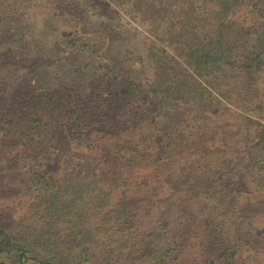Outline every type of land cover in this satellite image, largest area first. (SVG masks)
<instances>
[{
	"label": "trees",
	"instance_id": "trees-1",
	"mask_svg": "<svg viewBox=\"0 0 264 264\" xmlns=\"http://www.w3.org/2000/svg\"><path fill=\"white\" fill-rule=\"evenodd\" d=\"M37 6L66 24L61 42L45 45L27 25ZM125 9L146 24L136 58L115 52L129 40ZM234 107L254 114L229 124ZM246 158L264 163V0H0V165L24 169L42 197L11 196L23 212L14 225L0 218V264L12 250L19 264L95 256L94 236H62L71 197L120 232L105 264H177L174 244L189 241V222L205 224L210 199L228 209L230 229L244 221L249 191L233 188L243 177L231 167ZM172 211L186 218L181 231ZM156 213L166 228L149 239L142 229ZM230 247L233 264H249L254 245Z\"/></svg>",
	"mask_w": 264,
	"mask_h": 264
},
{
	"label": "rangeland",
	"instance_id": "rangeland-1",
	"mask_svg": "<svg viewBox=\"0 0 264 264\" xmlns=\"http://www.w3.org/2000/svg\"><path fill=\"white\" fill-rule=\"evenodd\" d=\"M46 11L47 10H45L44 7L40 6L30 9L28 12H30V16H32L33 24L27 25L31 29L35 31H41L42 34L45 35L43 37L44 39L41 40L45 45L50 42L57 44L62 40L61 37L59 38L56 35L57 29L63 28L66 24H56V18L52 20L48 18ZM89 15H91V13H89ZM117 16L120 18V22L123 25L122 31L124 34L126 32L127 38L129 40H122L118 42L115 52L117 54L123 55L125 50L129 48L132 52H129L125 58H136L139 53H142L141 43L147 35L143 29L146 24H140L137 17H135V12H131L128 9L122 10ZM91 19L94 21L96 17L93 16ZM84 25L91 27L92 31H97L99 27V24L95 23ZM63 39L66 40V38ZM13 56L17 58L25 57L24 55L16 53V51H14ZM53 58L55 61V55L50 57L49 63H52ZM77 65L78 63L74 64L73 62L68 65V67L74 68ZM51 70L52 67H50L47 71ZM129 70H131V68ZM134 70H137L136 67ZM147 70V76H153V68L150 67ZM232 112L235 114L229 121V124L232 125L238 123L237 116H247L248 113L254 114L252 111L245 112L242 110V108L238 109L236 107L232 108ZM233 118H235L236 121ZM255 128L256 127L253 126L249 129L254 130ZM235 160L240 159L235 158ZM261 160L262 158L260 161ZM262 164L257 163L255 159L251 160L246 158L244 159L243 164L236 165L234 163L231 167L233 171L237 170L239 173H241L239 175L240 177H243L241 180H236V184H232V186H234L233 188L240 189L245 195L247 191H249L247 197L249 202L247 204V208L243 209V212L246 213L245 217L243 218L244 221H239L238 223L236 222L234 228L230 229L231 227L225 222L228 220L229 216L228 209L224 207L220 201L214 202V199H210L207 204L204 205V210L202 209L201 222L204 220L205 224L199 228L195 223L198 222V219L195 217V213H192L189 218L194 217L197 220L195 222H189L188 224L190 225V228L189 230H185L189 233V236L186 239L189 241L174 244L173 247L176 248L177 252L179 253L178 255L180 256L177 260V264H233L231 254L235 248H227V245L231 242H236L238 238H242L244 241H249V245L255 246L251 252L247 253L253 254V257L248 260L249 264H264V186L259 184L263 181L262 177L264 175V163ZM17 171V168L12 167L11 164L4 168H1L0 165V204H3L2 206H4V204H6L5 201H10V203L4 206L5 210L3 212L0 210V218L9 220L10 225L16 224L18 217L21 216L23 212L19 211V206H15L13 203L11 205V196L13 194H22V198L28 196L36 197V199H38L40 197L38 195H33V190H30L27 181L23 179L24 176H27L24 173L25 170L21 169L20 172ZM81 175H83V173ZM228 183L229 182L226 184ZM68 193L69 194L67 195H70V192ZM66 200H69L64 206L68 208V214L66 217L64 216L62 222L66 224L61 225L62 236L65 237L66 235H70L71 237H74L78 234H80L79 238L83 235L84 238H90L94 236L91 240L93 245L92 253L96 254L91 259L88 258V256L83 258L77 257V261L72 262L71 264H105L107 261L111 260V255L107 254L112 252L113 248L108 250L105 248H108V243L110 242L111 238H116V234H120V232L117 233L118 229H109L106 224L101 226L99 223H95L93 211L88 208H85L84 213H81L79 211L80 205L78 206L77 203L73 202L74 197L68 198ZM29 202H31V200H29ZM172 213L175 215L173 228L177 231H181L183 224L186 222V218L184 216L178 215V212L176 213V211H172ZM70 218H73L72 220L75 219V221H73L75 226H70V224L67 223L71 220ZM148 218L149 220L142 230L146 228L147 231H145V235L143 236H147L150 239L151 236L161 231L165 220L163 219L161 213L148 216ZM215 224H219V226H215ZM37 228L39 227H35L33 230H31L33 233L30 232L34 238H37V236L44 232H41L40 230V233L36 235L38 232ZM165 228L166 227L164 226L163 230H165ZM226 231L229 233L226 234ZM98 235L100 239L98 240V238H96L95 240V237ZM32 236L30 237L33 238ZM174 236L177 237L176 234H174ZM226 237H229V239H226ZM0 239H3L1 235ZM173 241L176 242L177 240L174 239ZM0 246H4V244L1 243V240ZM72 246L73 245L71 244L70 248ZM65 248H68V246ZM79 250H81V247H78L76 252L78 253ZM174 253L175 252H173V254ZM2 255V260H4L6 264H19V253L17 251H6L2 253Z\"/></svg>",
	"mask_w": 264,
	"mask_h": 264
}]
</instances>
